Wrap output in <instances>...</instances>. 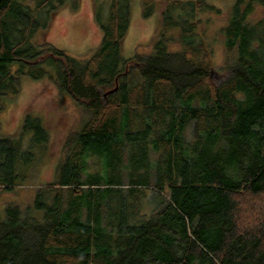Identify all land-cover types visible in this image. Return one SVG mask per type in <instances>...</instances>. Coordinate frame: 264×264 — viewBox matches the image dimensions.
Here are the masks:
<instances>
[{"label": "trees", "instance_id": "trees-1", "mask_svg": "<svg viewBox=\"0 0 264 264\" xmlns=\"http://www.w3.org/2000/svg\"><path fill=\"white\" fill-rule=\"evenodd\" d=\"M79 2L0 0V111L23 75L78 111L54 180L0 204V264H264V0H141L160 22L127 59L129 0H92L101 37L85 58L36 41ZM219 2L215 81L204 26ZM48 137L30 113L0 133V191L36 184Z\"/></svg>", "mask_w": 264, "mask_h": 264}, {"label": "rangeland", "instance_id": "rangeland-1", "mask_svg": "<svg viewBox=\"0 0 264 264\" xmlns=\"http://www.w3.org/2000/svg\"><path fill=\"white\" fill-rule=\"evenodd\" d=\"M130 1V23L121 48L124 59L132 57L141 49H148L151 36L160 22V11L149 17L141 15V0ZM219 15L211 14L209 23L204 26L211 39L210 51L213 62L212 78L215 81L226 77L224 49L218 29L226 20V5ZM262 15L257 8L254 17ZM101 30L93 19L92 0H80L75 10L63 7L51 20L47 30L38 33L36 41H47L70 56L87 57L98 45ZM149 42V43H148ZM40 117L48 130L47 150L32 170L29 180L36 184L16 186L12 191H0V204L15 203L25 206L30 202L34 190L41 184L54 180L56 166L61 158V146L65 135L73 128L78 111L68 98L58 95L55 84L47 77L32 79L27 75L19 77V91L4 101L0 111V133L17 136L25 114Z\"/></svg>", "mask_w": 264, "mask_h": 264}]
</instances>
